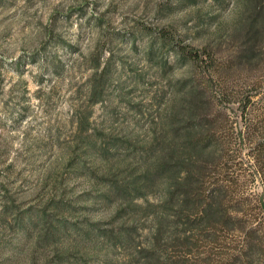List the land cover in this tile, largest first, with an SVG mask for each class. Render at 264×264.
<instances>
[{
  "label": "rangeland",
  "instance_id": "rangeland-1",
  "mask_svg": "<svg viewBox=\"0 0 264 264\" xmlns=\"http://www.w3.org/2000/svg\"><path fill=\"white\" fill-rule=\"evenodd\" d=\"M240 18L235 0H0V264L124 263L126 250H107L100 232L127 219L102 196L104 173L142 161L169 108L184 110L190 79L206 94L202 111L229 116L222 133L234 139L241 94L264 95V41L258 58H240ZM162 27L210 50L217 76L160 47ZM232 148L226 165L242 173L239 190L264 193L247 142ZM140 215L139 236L151 227ZM61 218L67 228L45 237Z\"/></svg>",
  "mask_w": 264,
  "mask_h": 264
},
{
  "label": "trees",
  "instance_id": "trees-1",
  "mask_svg": "<svg viewBox=\"0 0 264 264\" xmlns=\"http://www.w3.org/2000/svg\"><path fill=\"white\" fill-rule=\"evenodd\" d=\"M235 2L241 16L236 26H242L246 40L239 57L250 62L258 58L256 51L264 41L256 37L264 35V0ZM156 37L159 46H169L181 64L204 66V76L209 78L219 73L206 47L199 50L184 43L165 27L158 29ZM184 87L185 111L176 105L169 108L161 133L155 131L144 143L142 161L135 166L112 164L104 173L108 192L102 196L114 200L116 213L127 217L116 231H100L107 250L116 243L123 247L127 252L123 264H264V193L244 194L237 186L242 173L226 165L234 152L232 144L247 142L254 165L251 173L262 179L264 190V139L256 133L262 131L264 136V95L241 94L242 127L230 139L222 133L229 116L220 110L202 111L207 98L199 82L190 79ZM78 125L86 128L82 118ZM149 192L156 195L154 201H137ZM140 213L150 216L151 227L139 236ZM41 216L49 218L46 213ZM58 221L60 225L45 237L56 238L67 228L63 218Z\"/></svg>",
  "mask_w": 264,
  "mask_h": 264
}]
</instances>
